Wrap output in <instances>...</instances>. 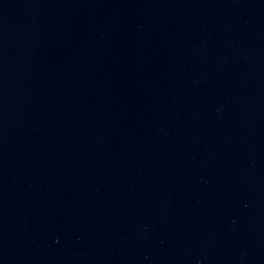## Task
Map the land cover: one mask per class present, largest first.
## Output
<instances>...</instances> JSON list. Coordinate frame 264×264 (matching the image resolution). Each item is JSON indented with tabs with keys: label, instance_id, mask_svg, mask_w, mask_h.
Here are the masks:
<instances>
[{
	"label": "water",
	"instance_id": "1",
	"mask_svg": "<svg viewBox=\"0 0 264 264\" xmlns=\"http://www.w3.org/2000/svg\"><path fill=\"white\" fill-rule=\"evenodd\" d=\"M0 264H264V0H0Z\"/></svg>",
	"mask_w": 264,
	"mask_h": 264
}]
</instances>
